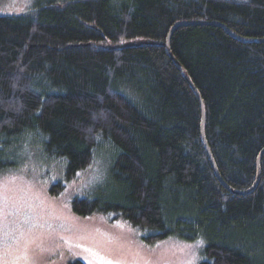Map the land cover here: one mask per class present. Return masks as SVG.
I'll return each mask as SVG.
<instances>
[{
	"label": "trees",
	"instance_id": "obj_1",
	"mask_svg": "<svg viewBox=\"0 0 264 264\" xmlns=\"http://www.w3.org/2000/svg\"><path fill=\"white\" fill-rule=\"evenodd\" d=\"M190 21L224 28L182 26L166 43ZM262 39L264 0H38L0 15V174L36 142L65 160L56 194L107 145L105 183L75 215L146 242L201 238L200 264H264Z\"/></svg>",
	"mask_w": 264,
	"mask_h": 264
},
{
	"label": "rangeland",
	"instance_id": "obj_2",
	"mask_svg": "<svg viewBox=\"0 0 264 264\" xmlns=\"http://www.w3.org/2000/svg\"><path fill=\"white\" fill-rule=\"evenodd\" d=\"M38 0H0V15L28 12ZM247 1V0H235ZM111 148L101 144L92 165L65 183V160L24 142L18 165L0 174V264H200L204 240L170 237L146 242L125 221L73 213L75 197H92L105 183Z\"/></svg>",
	"mask_w": 264,
	"mask_h": 264
},
{
	"label": "water",
	"instance_id": "obj_3",
	"mask_svg": "<svg viewBox=\"0 0 264 264\" xmlns=\"http://www.w3.org/2000/svg\"><path fill=\"white\" fill-rule=\"evenodd\" d=\"M206 24H209L211 26H216V27H220V28H224V25L222 24H219V23H216V22H213V23H206V22H178L176 24H174L171 29L169 30V33L167 35V38H166V43L168 44L170 39H171V36L172 34L174 33V31L179 28V27H182V26H190V25H206ZM226 32L231 35V36H234V34L226 29ZM259 43H264V39L262 40H258ZM194 92L198 98V101H199V104H200V108H201V114H202V122H201V137L202 139L204 140V142L206 143V138H205V133H204V123H205V113H204V105H203V102L200 98V95L198 94V92L196 91V89H194ZM207 144V143H206ZM207 154H208V158H209V161H210V164L212 166V169L216 175V177L218 178V180L226 187V185L222 182V179L218 173V170H217V167H216V164L213 160V157H212V154L209 150V148L207 147ZM264 154V149L263 151L260 153L259 157H258V160H257V168H258V177H259V163H260V159H261V156ZM228 188V187H227Z\"/></svg>",
	"mask_w": 264,
	"mask_h": 264
},
{
	"label": "bare ground",
	"instance_id": "obj_4",
	"mask_svg": "<svg viewBox=\"0 0 264 264\" xmlns=\"http://www.w3.org/2000/svg\"><path fill=\"white\" fill-rule=\"evenodd\" d=\"M190 22H193V21H190ZM196 22V21H195ZM226 188H227V186H226Z\"/></svg>",
	"mask_w": 264,
	"mask_h": 264
}]
</instances>
